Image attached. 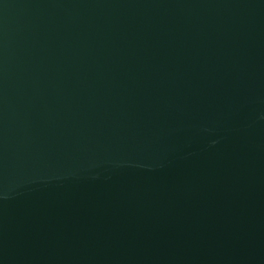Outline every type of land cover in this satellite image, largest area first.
I'll use <instances>...</instances> for the list:
<instances>
[{"label": "water", "instance_id": "95a60500", "mask_svg": "<svg viewBox=\"0 0 264 264\" xmlns=\"http://www.w3.org/2000/svg\"><path fill=\"white\" fill-rule=\"evenodd\" d=\"M0 264H264V0H0Z\"/></svg>", "mask_w": 264, "mask_h": 264}]
</instances>
